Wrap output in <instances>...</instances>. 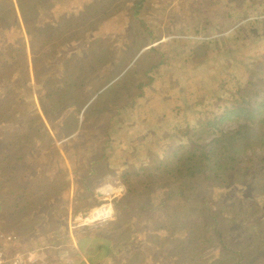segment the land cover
Masks as SVG:
<instances>
[{
  "label": "rangeland",
  "instance_id": "1",
  "mask_svg": "<svg viewBox=\"0 0 264 264\" xmlns=\"http://www.w3.org/2000/svg\"><path fill=\"white\" fill-rule=\"evenodd\" d=\"M233 75L264 97V0H0V243L34 236L58 264H264V123L240 157L222 139L221 162L184 123Z\"/></svg>",
  "mask_w": 264,
  "mask_h": 264
},
{
  "label": "trees",
  "instance_id": "2",
  "mask_svg": "<svg viewBox=\"0 0 264 264\" xmlns=\"http://www.w3.org/2000/svg\"><path fill=\"white\" fill-rule=\"evenodd\" d=\"M214 43V42H213ZM211 43L210 46L213 44ZM246 72L247 65H246ZM234 81L233 90L229 91L225 89L224 85H222L220 92L213 90L211 94V98H206L205 101H200L199 97H196L192 102L190 98L188 100L191 107H193L196 111L194 113H198L197 116L192 117L189 121L184 119L185 126L189 131H196L205 133L206 131L209 134L213 135L212 139L208 145L203 147H198L204 157H200L199 160L204 162L205 160H222L223 158L219 155V146L222 145V139H226L229 135V142L234 146L233 155L237 157L241 155V151L243 152V141L246 136V130L250 126H255L257 121L264 123V97L256 94V93H248L249 87L255 86L254 79L252 77H248L247 79L235 77L234 75L231 77ZM224 84V83H223ZM138 96H143L144 90L142 85L137 86ZM210 94V93H209ZM131 96H135L134 94ZM133 102L135 99H133ZM186 103L184 104L185 111ZM123 109H118L115 115H118ZM199 109V110H197ZM163 113V112H162ZM176 115H180L177 113ZM175 115V116H176ZM201 116L205 117L203 119ZM179 118H177L178 120ZM234 125V129H228L229 127ZM194 144V143H193ZM198 144V143H196ZM241 150V151H240ZM27 154L23 153V155L16 156L17 163V171H23L22 167L27 162ZM263 160L259 162L262 163ZM15 163V164H16ZM197 164H201L197 161ZM20 175V174H19ZM22 177V175H20ZM14 178L9 182L10 186H15ZM177 190H181L177 188L168 199L169 201L174 200L177 197L184 196V200L182 201H190L195 203H203L204 204V212H210L207 210L206 201L208 199L207 194H203V192L198 193H190L187 192H178ZM7 195H11V191L7 192ZM101 242L98 241V250H100Z\"/></svg>",
  "mask_w": 264,
  "mask_h": 264
},
{
  "label": "crops",
  "instance_id": "3",
  "mask_svg": "<svg viewBox=\"0 0 264 264\" xmlns=\"http://www.w3.org/2000/svg\"><path fill=\"white\" fill-rule=\"evenodd\" d=\"M14 38L13 35H11L10 39ZM17 39V36L15 37ZM22 172L23 171H18ZM3 235H1L2 237ZM8 237H14V241L12 245L9 247V253H30L32 256L37 257L40 264H58L59 259L62 255L57 253L56 249L53 246H49L50 249H44L42 248L38 249V242L34 236L27 235L25 237H19L16 235H8ZM23 244L25 247H22ZM56 252L58 255V258H52V253ZM48 253V254H46ZM33 264V263H28Z\"/></svg>",
  "mask_w": 264,
  "mask_h": 264
},
{
  "label": "built area",
  "instance_id": "4",
  "mask_svg": "<svg viewBox=\"0 0 264 264\" xmlns=\"http://www.w3.org/2000/svg\"><path fill=\"white\" fill-rule=\"evenodd\" d=\"M1 239H5V242L0 243V264H40L37 257L30 253H9V247L12 245L14 237L2 236Z\"/></svg>",
  "mask_w": 264,
  "mask_h": 264
},
{
  "label": "bare ground",
  "instance_id": "5",
  "mask_svg": "<svg viewBox=\"0 0 264 264\" xmlns=\"http://www.w3.org/2000/svg\"><path fill=\"white\" fill-rule=\"evenodd\" d=\"M109 213L108 211H104V209H98L93 212V214L87 219V223H95L97 221H102L108 219Z\"/></svg>",
  "mask_w": 264,
  "mask_h": 264
},
{
  "label": "water",
  "instance_id": "6",
  "mask_svg": "<svg viewBox=\"0 0 264 264\" xmlns=\"http://www.w3.org/2000/svg\"><path fill=\"white\" fill-rule=\"evenodd\" d=\"M95 194H96V197L103 198V197L114 196L116 192L112 185H107V186H103L100 189H98Z\"/></svg>",
  "mask_w": 264,
  "mask_h": 264
}]
</instances>
